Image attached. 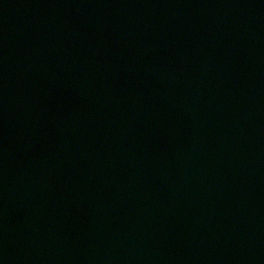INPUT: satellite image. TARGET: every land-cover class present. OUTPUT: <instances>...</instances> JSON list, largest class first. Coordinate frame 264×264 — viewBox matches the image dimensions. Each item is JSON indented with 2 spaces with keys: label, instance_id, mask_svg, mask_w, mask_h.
I'll use <instances>...</instances> for the list:
<instances>
[{
  "label": "water",
  "instance_id": "water-1",
  "mask_svg": "<svg viewBox=\"0 0 264 264\" xmlns=\"http://www.w3.org/2000/svg\"><path fill=\"white\" fill-rule=\"evenodd\" d=\"M0 264H264V0H0Z\"/></svg>",
  "mask_w": 264,
  "mask_h": 264
}]
</instances>
